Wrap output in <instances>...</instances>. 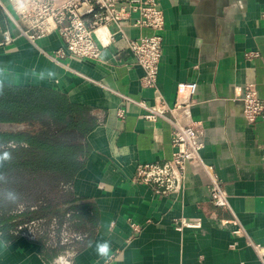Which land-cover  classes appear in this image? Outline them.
Returning <instances> with one entry per match:
<instances>
[{
    "label": "crops",
    "instance_id": "0c3cea01",
    "mask_svg": "<svg viewBox=\"0 0 264 264\" xmlns=\"http://www.w3.org/2000/svg\"><path fill=\"white\" fill-rule=\"evenodd\" d=\"M158 1L165 28L156 90L143 86L144 70L124 39L106 47L100 61L60 57L57 33L33 44L6 18L0 44L5 31L14 41L0 46V82L48 90L71 109L77 127L60 137L83 145L86 162L57 205L71 206L77 230L88 236L74 264H264L255 249L264 246V120L248 124L241 102L248 83L264 100V0ZM126 33L137 38L154 31L127 27ZM250 52L258 56L248 59ZM183 83L197 84L191 117L202 124V160L225 190L230 213L214 207L210 178L196 163L188 166L180 197H157L152 187L134 182L138 165L172 159L173 127L145 120V111L121 95L151 105L161 96L172 107ZM26 129L0 123L2 132ZM18 147L27 144H0V150ZM104 241L110 250L101 258L95 247ZM58 254L11 230L0 232V264H51Z\"/></svg>",
    "mask_w": 264,
    "mask_h": 264
},
{
    "label": "built area",
    "instance_id": "2783aa9c",
    "mask_svg": "<svg viewBox=\"0 0 264 264\" xmlns=\"http://www.w3.org/2000/svg\"><path fill=\"white\" fill-rule=\"evenodd\" d=\"M11 9L0 0V8L9 24H13L21 36L35 44L53 33H57L64 48L57 55L74 59L102 60L104 49L116 39H124L128 49L134 55L136 64L144 70L143 86L156 90L163 57L165 16L158 0H9ZM264 20V10L261 14ZM127 27L148 28L154 31L151 36L131 38ZM113 28V29H112ZM1 33V27H0ZM0 46L11 45L14 37L10 31L2 32ZM256 52L246 55L248 59L257 57ZM197 92L196 83H183L178 87V96L174 106H169L157 96L153 105L145 100H136L121 95L124 103L140 107L145 111L143 118L155 123L159 119L167 120L173 127L174 153L170 160L140 164L136 168L134 182L152 187L157 197H180L186 187L188 166L196 163L209 176L212 184L211 202L215 208L231 212L228 196L222 188L212 167L202 160L201 152L205 145L200 140L203 134L202 124L192 120L191 112ZM243 116L248 124L264 120V100L258 94L254 83L246 84L241 98ZM127 111L118 110L124 118ZM17 147L15 144H9ZM63 190L68 184H61ZM45 206L41 201L34 205H21L11 214L20 215L26 211H36ZM63 216L52 215L25 220L16 225L12 234L38 243L46 249L58 251L51 264H74L76 255L82 250L81 244L87 234L77 230L75 211L64 206ZM233 223L235 220L224 222ZM186 227L198 228L199 222L182 220ZM135 236L140 229L134 227ZM240 232L238 231L237 234ZM264 258V246H255Z\"/></svg>",
    "mask_w": 264,
    "mask_h": 264
},
{
    "label": "trees",
    "instance_id": "16d2710c",
    "mask_svg": "<svg viewBox=\"0 0 264 264\" xmlns=\"http://www.w3.org/2000/svg\"><path fill=\"white\" fill-rule=\"evenodd\" d=\"M5 18L0 8V23ZM0 84L3 85L0 93V123L29 127L18 132L0 131V144L9 141L27 144V147L0 150V153H10L11 157L0 165V185L10 182L15 175L23 174L48 176L56 185L73 182L85 165L86 152L83 145L66 142L60 137L66 127H77L70 107L65 105L59 95L45 89ZM68 116L70 121H67ZM16 206L0 207V232L12 231L25 220L62 215L66 211L60 205H49L13 215L11 213Z\"/></svg>",
    "mask_w": 264,
    "mask_h": 264
},
{
    "label": "rangeland",
    "instance_id": "374dc122",
    "mask_svg": "<svg viewBox=\"0 0 264 264\" xmlns=\"http://www.w3.org/2000/svg\"><path fill=\"white\" fill-rule=\"evenodd\" d=\"M12 178L10 182L0 185V207L17 205V210L21 205H34L40 201L45 206L57 205L66 199L67 193L61 184L56 185L48 176L23 174Z\"/></svg>",
    "mask_w": 264,
    "mask_h": 264
},
{
    "label": "clouds",
    "instance_id": "9594fccd",
    "mask_svg": "<svg viewBox=\"0 0 264 264\" xmlns=\"http://www.w3.org/2000/svg\"><path fill=\"white\" fill-rule=\"evenodd\" d=\"M2 88L3 85L0 84V93H2ZM10 158H11L10 153L8 152L0 153V165H2L5 161L9 160ZM109 250H110V243L108 241L98 242L96 244L95 251L97 255L101 258L107 257L109 254Z\"/></svg>",
    "mask_w": 264,
    "mask_h": 264
}]
</instances>
